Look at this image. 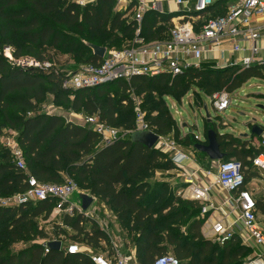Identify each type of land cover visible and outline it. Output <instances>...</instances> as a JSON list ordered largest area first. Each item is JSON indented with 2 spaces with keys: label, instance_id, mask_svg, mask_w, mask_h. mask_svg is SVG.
I'll return each instance as SVG.
<instances>
[{
  "label": "trees",
  "instance_id": "obj_1",
  "mask_svg": "<svg viewBox=\"0 0 264 264\" xmlns=\"http://www.w3.org/2000/svg\"><path fill=\"white\" fill-rule=\"evenodd\" d=\"M116 1L96 0L81 5L80 0H0V139L3 125L17 131L30 175L42 183L57 184H62L68 175L80 190L97 198L98 206L106 205L116 217V223L127 233V239L134 243L138 264H152L156 257L171 251L181 264H243L241 260L250 249L241 245L237 236L225 245L220 258V246L204 239L201 230L205 220L199 218L203 208L199 201L179 202L180 210L175 216L158 220L161 210L176 205L169 204L168 200L167 204L154 208L157 199L147 194L148 190H153L150 177L176 168L166 152L132 142L131 134L102 145L101 137L88 126L40 110L50 96L54 103L72 112L98 115L108 126L132 131L136 126L134 98L139 97L143 98L141 108L150 129L196 149L198 143L193 140L194 135L182 136L167 96L177 101L196 86L212 95L215 89L237 90L254 77L264 80V68L216 69L205 63L199 69L190 68L176 77L170 74L141 76L129 82L117 80L88 89L64 88L67 74L62 73L57 58L77 56V64L99 65L102 59L93 55L87 43L111 50L129 47L135 39L138 23L129 13L137 1L132 2L126 12L115 9ZM175 18V14L146 12L141 36L150 43L169 40ZM15 38H20V46L16 45ZM96 39H104V42L98 43ZM7 47L12 48L16 59L27 54L37 61L53 63L55 68L14 67L4 56ZM76 68L78 66H73ZM218 141L226 154L225 160L240 161L245 170L259 155L249 146L251 141L230 134H219ZM0 154L3 155L0 189H10L16 195L26 192L27 175L17 169L11 152L4 148L1 140ZM55 206L53 199L0 206V234L7 236L4 241L0 239V264H94L86 252L69 254L62 246L60 250L48 249L47 243L39 242L47 239V235L39 232L33 221L50 217ZM257 206L264 211L262 203ZM184 216L192 217L185 233L169 226ZM63 223L75 231L76 236L71 240L82 249L89 247L96 252L110 243L99 223L84 214L76 217L66 214ZM159 227H163L166 234L159 232ZM8 241L28 246L14 252Z\"/></svg>",
  "mask_w": 264,
  "mask_h": 264
},
{
  "label": "built area",
  "instance_id": "obj_2",
  "mask_svg": "<svg viewBox=\"0 0 264 264\" xmlns=\"http://www.w3.org/2000/svg\"><path fill=\"white\" fill-rule=\"evenodd\" d=\"M178 6H185L186 10L195 18L183 19L174 24L170 39L163 42L148 43L141 36V23L146 12L153 10L155 4L138 5L135 9V20L138 23L136 37L129 47L108 50L99 65H84L73 73L66 75L64 88L80 90L94 88L117 80L129 82L134 77H156L170 74L173 77L183 75L188 69H199L209 61L216 69L229 67L252 68L264 67V0H232L226 7V12L221 15L209 17L197 26L201 15L206 14L216 3V0H173ZM230 45L232 56H228L222 47ZM236 55L237 58L234 59ZM207 57V59H206ZM10 64L24 70L39 69L52 70L55 68L51 62H41L33 58L16 59L12 53L6 54ZM136 104V126L132 131H121L103 123L98 115H85L72 112L68 122L88 126L101 137V144L108 145L115 140L126 137L134 131H150L146 121V113L141 108L139 97L134 98ZM211 102L218 113H224L232 104L230 94L219 91L212 95ZM79 121V122H78ZM261 146L264 148V131ZM6 148L11 152L17 169L27 175V191L15 196L11 202L5 201V207L21 206L30 202L56 201L57 210L60 212L67 208V214L74 217L79 214L76 204L70 202L74 193L79 192L77 183L65 176L62 184L42 183L30 175L27 170L23 150L18 141H9ZM156 149L170 153V160L181 168L189 157L184 154L173 139L159 135ZM252 166L264 172V151L252 159ZM210 175V172L207 173ZM218 185L227 192L234 194L223 206H229L230 211L239 210L236 222L228 224L225 220L208 221L211 226L207 237L215 244L225 246L237 235L234 227L246 231L248 239L254 241V246L262 248V254L251 258L243 264H264V230L257 221V201L254 195L246 189V176L243 164L237 160L225 161L218 169ZM188 186L181 192L184 198L197 200L203 203L202 213L217 210L212 202V186L199 187L194 178H186ZM220 211L221 207H217ZM83 214V213H81ZM226 215V214H225ZM46 247V245H45ZM47 248V247H46ZM48 252V249L46 250ZM82 249L75 245L68 248L69 254H77ZM94 264H138L132 256L116 252L113 259L108 256L91 255ZM152 264H181L172 254L156 257Z\"/></svg>",
  "mask_w": 264,
  "mask_h": 264
},
{
  "label": "rangeland",
  "instance_id": "obj_3",
  "mask_svg": "<svg viewBox=\"0 0 264 264\" xmlns=\"http://www.w3.org/2000/svg\"><path fill=\"white\" fill-rule=\"evenodd\" d=\"M96 0H80V4L84 5L89 2H95ZM123 1V2H122ZM129 0H117L115 4V9L118 11L126 12L129 7ZM127 4V5H125ZM135 10V8H134ZM133 10V11H134ZM136 12L134 13L135 18ZM98 43H103L104 39H96ZM15 42L17 46L22 44L20 38H15ZM26 47V46H25ZM8 52L12 53V48L7 47L4 50V56ZM23 58H30L29 55L24 54ZM57 63L61 67V71L63 74H69L77 71L82 65L77 64L79 62V57H67V56H60L57 58ZM73 66H78V68L73 69ZM226 90L231 96L232 104L228 110L224 113H218L214 109L212 102H211V94H208L204 89L200 88L199 86L195 87V90L190 91L186 94L181 100L178 99L177 101L172 99L170 96H167L166 100L168 101L170 110L174 118L177 120L178 125L181 129L182 136L184 135V129H187L188 132L191 130L190 134L194 135L193 140L199 143H207V131L209 129H214L218 134H230L234 137H240L239 139H248L244 135L250 133V128L246 127L251 118H257L259 120L258 125L264 127V111L259 109L260 106H264V80L258 78H251L246 81L244 84L241 85L240 88L237 90L229 91L226 88L221 89L220 91ZM219 92V90L215 89V93ZM141 102H143V98H140ZM205 106H207V112L210 115L211 122L208 121L206 117V110ZM41 112L47 113L49 115H62L66 121L70 120L71 118H75L71 116L72 111L65 108L63 105H59L54 103L53 97H48L46 101L41 106ZM79 122V121H78ZM121 131H124L120 129ZM169 138L173 139L172 136H168ZM249 138H251L249 136ZM1 143L6 148V144L9 141H18V132L8 128L7 126L3 125V133L1 137ZM174 140V139H173ZM252 140V139H249ZM179 147L185 151L186 154L192 155L196 162L200 165H206L208 160L207 158L199 153L193 147H187L184 145V141H176ZM255 146L249 145L253 147V151L258 154H261L263 151L261 149V140L255 139L254 141ZM3 159V155L0 154V160ZM235 159H228L223 161H216V166L220 165L225 161H231ZM174 172L175 175H159L155 174L154 177H150L151 179V186H153V190H148L147 194L152 195L154 198L157 199V202L154 204V208H160L164 204H167L169 200V204L175 203L176 205H171V209L161 210L160 214L158 215V220L164 221L169 220L175 214H177L180 210L179 202H183L187 200L184 196L180 193V187L178 185H173L174 182H179L178 179V172ZM155 183L157 185H155ZM78 185V184H77ZM155 185V186H154ZM78 190L81 193L89 194L86 191L80 190L78 186ZM261 192H264L261 190ZM16 193L10 191V189H0V206L4 205L5 201L11 202L15 198ZM96 198V197H95ZM70 202L76 204V211L79 214L83 213L85 217L91 218L94 220H100L104 223L103 216H105V221L108 223H112L115 221L114 215L111 214L109 208L106 206L105 208L100 207L96 204L92 205L89 210L85 213L83 210L77 205L82 203L81 197L78 192L74 193L73 196L70 198ZM179 204V205H178ZM170 206V205H169ZM182 208V207H181ZM67 214V208L63 211L57 210V205L54 207L53 212L50 217L48 218H38L34 220V225L39 232H43L47 235V239L39 240L40 243L46 244L48 242H61L62 248L68 251L70 246H79L81 249V245L76 243L75 241L71 240L72 236H76L75 231H73L69 226L64 225V217ZM77 215L75 214L74 217ZM192 217H183L178 219L175 222L169 223V226H175L179 228L181 232H186L189 223ZM98 222V221H97ZM105 224V225H106ZM112 231V230H111ZM158 231L166 234V231L163 227H159ZM113 234V232H111ZM7 236H3L0 234V239L5 240ZM113 240L109 237V244H104L101 250H97L95 253L98 255L108 256L110 259H113V256L116 252H122L125 255L134 256L135 246L134 243L130 242L127 239V233L120 232L117 234L116 232L113 234ZM10 243V248L14 252H18L25 247L28 246L27 243ZM223 249L219 247L218 254L219 258L221 256ZM170 254L174 255L171 251ZM250 253H246L241 261L249 260Z\"/></svg>",
  "mask_w": 264,
  "mask_h": 264
},
{
  "label": "crops",
  "instance_id": "obj_4",
  "mask_svg": "<svg viewBox=\"0 0 264 264\" xmlns=\"http://www.w3.org/2000/svg\"><path fill=\"white\" fill-rule=\"evenodd\" d=\"M134 1H137V5L135 6V8L141 4H147L148 6H152V7H153V4H155V8L153 10H150V11H157V12H160L161 14H175L176 18L173 20V26L175 23H177L183 19H189L190 17L195 18L198 15L195 13H193V15H190V13L186 10L185 6L184 7L178 6L173 0H129L128 1L129 6ZM231 3H232V0H223V1L222 0H216L214 8H211L206 14H202L200 16L201 17L200 22H198V24H196V25L201 26L202 23L204 21H206L209 17L224 14L226 12V7L228 5H230ZM125 5H127V4H125ZM134 13H135V10L131 11L129 13V15H131V17L134 18ZM163 41H166V40L157 41V42H163ZM148 43H150V42H148ZM222 49L226 50L228 56H232V52H230V45L229 44H226L225 46H223ZM233 56H234V59L237 58L236 55H233ZM206 59H207V57H206ZM207 63L212 64L213 62L211 63V61H209ZM253 67H257V66H253ZM258 68H260V67H258ZM263 68L264 67H262V69ZM240 69H244V68H240ZM260 127L264 131V127H262V126H260ZM184 131L185 132H184L183 137L186 136L187 134H190V132H188L187 129H184ZM222 135H224V134H222ZM250 137L251 138L246 137L248 139L244 138L242 140L251 141L250 145H253V146H255V143H254L255 139L256 140L259 139L262 141V136L257 137L255 135H251ZM167 138H169V137L167 136ZM235 138H240V137H235ZM169 139H171V138H169ZM249 139H252V140H249ZM199 144H207V143H199ZM261 149H262V151H264V148L262 146H261ZM180 150L184 154H186L185 151H183L181 148H180ZM199 153H201L202 155H204L207 158V160H208L207 164L205 166L200 165L196 162V160L194 159V157H192V155L190 156V155L186 154L189 157V159L184 161L183 166L181 168L175 166L176 168L172 170V171L178 172V179H179V182H174L173 185H175V184L178 185L180 187V193H181L188 186V184L186 183V178L188 176H192L194 178L195 184L197 186H199V187L212 186V192H211L212 202H213V204H215V208L217 210L210 211L207 214H203L201 211V213L199 215L200 219L205 220L204 225H203L202 230H201L202 234L204 236V239L211 241V239L209 237H207L210 233V228H211V226H207V222L212 221V220L217 221V220L223 219L228 224H230V223L237 221V219L239 218L240 212L237 209H235L234 211H230L229 206H223V203L225 201H228L231 197H233L234 194L227 192L226 190L220 188L218 185V182H217L218 181V169H219L220 165L216 166V161H212L206 154H204L202 152H199ZM167 154L169 155V157L171 156L170 153H167ZM172 171L156 172V175L157 176H159L161 174L169 175V176L175 175L174 172H172ZM208 172H210V175H207ZM245 174L247 177L246 189L251 191V193L254 195L258 204L262 203L264 205V192H261V190L264 191V172L254 168L253 166H249V167H246ZM248 177H249V179H248ZM187 200H189V199H187ZM199 203L203 207L205 206L203 203H201V202H199ZM96 204H97V202H96ZM100 207L105 208L106 205H102ZM217 207H221L222 210L220 211ZM202 210H203V208H202ZM106 212H110L111 214H113L111 210L106 211ZM104 217L105 216H103L104 223L100 220H97V221H98L99 225L101 226V228L111 238V240L114 241L113 240L114 239L113 234L115 232L117 234H119L120 232L123 233L124 231L121 228V226L116 223V217H114L115 221L112 223H108V225L106 224L107 222L105 221ZM257 221H258L259 226L264 230V211L262 209H260L259 206H258V210H257ZM234 229L237 232L236 236H237V240L240 242V244L250 249L251 256L248 257L249 259L256 258L258 255L262 254V248L254 246V241L248 239V234L246 231L242 230L240 228V226L234 227ZM111 232H113V234ZM224 247L225 246H220V248H222V249ZM133 250H134V256H132V257L136 261V257H135V253H136L135 250L136 249H133ZM82 251L88 253L90 256L96 254L89 247H84L82 249ZM120 253L123 254V251ZM123 255H125V254H123ZM127 256H131V255H127ZM263 258H264V256H263Z\"/></svg>",
  "mask_w": 264,
  "mask_h": 264
},
{
  "label": "water",
  "instance_id": "obj_5",
  "mask_svg": "<svg viewBox=\"0 0 264 264\" xmlns=\"http://www.w3.org/2000/svg\"><path fill=\"white\" fill-rule=\"evenodd\" d=\"M87 46L92 50L93 55L97 58L104 59L107 48L97 46L91 43H87ZM207 112V106L204 107ZM259 109L264 111V106H260ZM206 117L208 121L211 122L212 120L209 118L210 115L207 112ZM259 120L257 118H251L250 121L245 124L246 127L250 128V133L244 135L245 137H249L251 135H255L260 137L263 135V129L258 125ZM191 132V130H189ZM218 133L214 129H209L207 131V144H197L196 149L199 152L206 154L212 161H222L226 158V154L222 152L220 143L218 141ZM131 141L134 143H141L148 148H156V144L159 141V135L150 131H134L131 134ZM82 203L77 204L83 212H87L89 208L95 203L96 199L91 194L81 193L78 192ZM62 246L61 242H48L46 247L48 249H58L60 250Z\"/></svg>",
  "mask_w": 264,
  "mask_h": 264
}]
</instances>
